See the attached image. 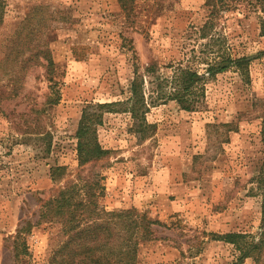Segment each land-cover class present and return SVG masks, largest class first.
Instances as JSON below:
<instances>
[{
  "label": "rangeland",
  "instance_id": "1",
  "mask_svg": "<svg viewBox=\"0 0 264 264\" xmlns=\"http://www.w3.org/2000/svg\"><path fill=\"white\" fill-rule=\"evenodd\" d=\"M3 1L0 264H16L13 238L21 229H28L27 254L18 264L60 263L68 238L57 221L41 219V206L73 183L93 186L91 200L107 213L136 211L154 223L149 233L136 232V264H234L238 253L221 238H257L261 223L255 179L264 160L263 14L245 4L215 29L249 59V82L229 70L207 82L196 112L175 102L151 108L155 129L145 141L129 114L104 112L95 137L105 154L81 167L76 134L84 109L125 101L136 64L141 73L155 65L163 76L180 62L206 71L208 41L199 30L208 0ZM29 40L51 52L56 93L45 67L19 60L30 54Z\"/></svg>",
  "mask_w": 264,
  "mask_h": 264
},
{
  "label": "trees",
  "instance_id": "2",
  "mask_svg": "<svg viewBox=\"0 0 264 264\" xmlns=\"http://www.w3.org/2000/svg\"><path fill=\"white\" fill-rule=\"evenodd\" d=\"M245 4L250 7L248 9L263 14L259 17V22L264 36V0H208V18L199 30L200 40L208 41L205 44L208 55L202 60L208 68L203 74L181 62L177 67H173V64L168 66L172 70L171 76L160 74L155 65L147 67L141 73L136 64L129 96L125 101L89 104L83 111L76 134L79 165L83 167L89 162H97L105 154L95 137L96 127L102 123L104 112L129 114L133 132L141 141H145L155 129L147 120L151 108L175 102L183 111L196 112L205 99L207 82L229 70L235 71L245 82H249V59L237 56L235 48L225 38L215 35L218 21L226 13L237 11ZM4 9V1L0 0V25L3 23ZM26 42V49L30 54L26 56L21 52L19 60H22L23 65L36 62L45 67L49 88L56 93V65L51 52L44 44L38 45L34 40ZM33 49L35 52H32ZM212 53L213 58L209 60ZM54 101L57 103L58 98ZM60 171L63 169H56V172ZM255 184L262 201L257 238L247 234H227L221 238V241L232 245L238 253L234 264H244L247 259H253L257 264L264 252V160ZM94 196L93 186L86 184L80 188L73 183L62 186L57 190L56 196L42 202L41 219L51 218L57 221L68 238L62 247L64 258L58 264H136L139 245L136 232L144 229L149 233L150 226L154 223L148 222L145 215L140 216L136 211L107 213L91 200ZM26 231L28 229L19 230L13 238L16 264L21 254H27L24 237Z\"/></svg>",
  "mask_w": 264,
  "mask_h": 264
}]
</instances>
